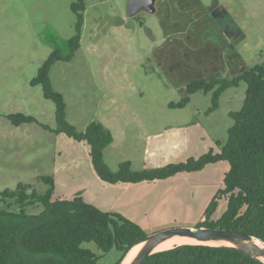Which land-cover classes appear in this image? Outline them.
<instances>
[{
    "label": "rangeland",
    "instance_id": "rangeland-1",
    "mask_svg": "<svg viewBox=\"0 0 264 264\" xmlns=\"http://www.w3.org/2000/svg\"><path fill=\"white\" fill-rule=\"evenodd\" d=\"M182 1L158 0L154 6L163 14L174 16L173 9L181 7ZM217 1L220 11L228 8L223 0H200V3L211 9ZM233 1V9L230 14L227 12L225 21L241 27L238 45L244 59V65L239 66L242 71L264 63V0ZM75 2L0 0V191L14 190L18 183H23L42 194L47 187L39 178L55 176L58 182L55 195H58L60 188H76L89 179L87 143L41 126L56 127L55 106L43 97L40 85H30L52 51L57 50L62 56L68 54V41L76 33V15L71 10ZM128 2L86 0L79 49L70 61L55 62L49 72L54 90L64 98L66 120L79 131L114 110L150 108L165 119L166 126L176 123L189 126L185 135L190 136L192 146L197 139L198 144L201 140L213 141L216 147L217 141L226 139L227 129L233 123L229 113L242 106L246 84L240 82L237 87L223 91L217 109L212 112L208 111L211 93L200 91L191 95L183 108L170 107V103L179 102L185 95V86L192 77L209 79L219 73L226 78L235 73L231 65L225 69L217 63L204 65L189 59L187 52L192 57L203 53L195 49L202 43L196 44V40L193 45L187 41L186 49L179 50L180 42L165 33L170 28L163 24L158 13L140 10L129 17ZM229 36L237 44L233 33ZM183 60L189 64L180 65ZM16 113L32 116L38 123L14 126L6 116ZM136 162L131 170L141 171V163ZM6 203L11 206L0 203V210L17 213L13 200ZM216 210L213 219L226 210L224 198L217 200ZM41 211L40 206L34 205L27 207L25 214L38 215ZM81 247L97 258V264H115L122 257L115 249L103 253L93 242L83 243Z\"/></svg>",
    "mask_w": 264,
    "mask_h": 264
},
{
    "label": "trees",
    "instance_id": "trees-1",
    "mask_svg": "<svg viewBox=\"0 0 264 264\" xmlns=\"http://www.w3.org/2000/svg\"><path fill=\"white\" fill-rule=\"evenodd\" d=\"M86 0L71 5L76 15L75 35L68 41V54L57 50L48 58L31 79L30 85H40L43 97L54 103L55 134H65L76 141H84L89 147L91 165L104 182L130 183L165 180L179 173L202 170L206 165L226 161L228 171L223 177V188L218 190L204 211V219L196 227H209L237 231L264 242V63L255 64L236 76L224 78L216 73L209 79L194 78L187 82L185 95L172 108H183L196 92L211 93L212 112L218 107V99L228 88L246 84L245 96L239 110L230 112L232 125L227 129L224 141H217L219 152L210 149L185 162L171 163L160 168L131 170L129 162H122L115 172L109 170L103 160L104 150L112 143L110 131L100 122H90L78 131L66 120V105L61 93L54 90L49 72L57 61H70L79 49L83 11ZM14 126L38 123L32 116L21 113L6 116ZM47 189L36 192L32 185L18 183L14 190L0 191V203L13 200L17 213L0 210V264H97V258L83 243L93 242L100 251L112 249L122 257L130 248L146 236L136 223L117 213L102 212L83 201L79 194L71 200L53 199L54 183L51 176L39 178ZM224 198L226 210L217 219L212 216L217 200ZM38 205V215H26L27 207ZM30 257V260L28 259ZM143 264H264L242 252L223 246L182 244L151 254Z\"/></svg>",
    "mask_w": 264,
    "mask_h": 264
},
{
    "label": "crops",
    "instance_id": "crops-1",
    "mask_svg": "<svg viewBox=\"0 0 264 264\" xmlns=\"http://www.w3.org/2000/svg\"><path fill=\"white\" fill-rule=\"evenodd\" d=\"M157 1L155 0L156 3ZM182 2L181 7L173 9L174 16L166 12L163 14L155 6L153 12L158 13L160 18H163V24L170 28V30L165 29V33L173 35L175 42H180L179 50L186 49L185 42L189 41L194 45L197 40L196 44L202 43V46L199 45L200 47L195 49L203 53H197L192 57L190 52H187L189 59L196 61L197 64L217 63L224 65L225 69L231 65V70L235 74L232 73L226 78L244 71L239 69L240 65H244L238 45L241 27H236L234 22L225 21L235 1L223 0L222 3L226 4L224 7H228L227 9L223 7V11L218 7V1L211 9L204 8L200 0ZM234 27L237 29L232 31ZM230 33H233V39L237 44L231 41ZM168 45L170 46V43ZM207 51L210 53L208 54ZM175 62L178 64L176 58ZM184 64L188 65L189 62L183 60L180 63V65ZM95 121L104 125L112 135V143L104 150L103 160L114 172L122 162H129L133 168V163L139 161L141 170L153 169L199 157L210 149H213L214 153L219 152L213 141L206 143L201 140L198 144L196 139V144L192 146L190 136L185 135L189 126L183 123L166 126L165 119L155 115L154 109L142 108L141 111L122 112L114 110L108 115L102 114ZM86 126L87 124L79 131H83ZM228 169L229 165L226 161H218L206 165L200 171L179 173L165 180L109 184L96 175L90 161L86 167L89 179L79 184V187L60 188L58 195H55L58 182L56 177L52 176L53 195L57 196L53 198L52 195V198L71 200L79 194L85 203L102 212L120 214L139 225L145 233L176 225L191 227L203 221L204 211L218 189H222L221 182ZM217 212L218 210L214 212L213 218L216 217Z\"/></svg>",
    "mask_w": 264,
    "mask_h": 264
},
{
    "label": "water",
    "instance_id": "water-1",
    "mask_svg": "<svg viewBox=\"0 0 264 264\" xmlns=\"http://www.w3.org/2000/svg\"><path fill=\"white\" fill-rule=\"evenodd\" d=\"M155 0H129L127 14L129 17H134L140 10L149 13L154 12ZM184 237L192 239L197 242L205 240H219L223 241L220 245H207V246H223L233 250L242 252L250 257L256 258L264 263V242L256 237L249 236L237 231L227 229H216L209 227H171L153 232L146 235L143 239L133 245L130 250L125 254L120 264H123L128 256L136 248L139 249L130 257L127 264H143L144 261L153 253L154 249L161 242L173 238ZM257 241L263 245L259 247L253 243ZM203 245V244H200ZM158 252V251H156Z\"/></svg>",
    "mask_w": 264,
    "mask_h": 264
},
{
    "label": "bare ground",
    "instance_id": "bare-ground-1",
    "mask_svg": "<svg viewBox=\"0 0 264 264\" xmlns=\"http://www.w3.org/2000/svg\"><path fill=\"white\" fill-rule=\"evenodd\" d=\"M253 243H255V245H257L259 247H263V245L257 241H253ZM182 244L220 245V244H223V241L205 240V241L197 242V241H194L192 239H188V238L178 236V237H173V238H170V239H167V240L161 242L159 245L156 246V248L154 249L153 252L170 249L174 246L182 245ZM138 249H139V247L136 248L134 251H132L131 254L128 256V258L125 260V262L123 264H127L129 262L130 257H132ZM262 260L264 261V259H262Z\"/></svg>",
    "mask_w": 264,
    "mask_h": 264
}]
</instances>
